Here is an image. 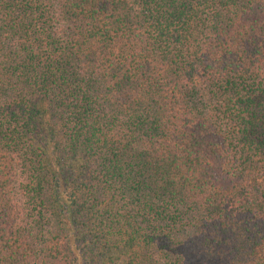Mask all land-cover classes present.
<instances>
[{
	"label": "trees",
	"instance_id": "obj_1",
	"mask_svg": "<svg viewBox=\"0 0 264 264\" xmlns=\"http://www.w3.org/2000/svg\"><path fill=\"white\" fill-rule=\"evenodd\" d=\"M0 264H264V0H0Z\"/></svg>",
	"mask_w": 264,
	"mask_h": 264
}]
</instances>
